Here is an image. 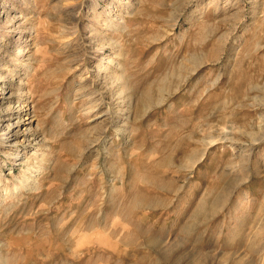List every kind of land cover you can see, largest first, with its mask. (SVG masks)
Segmentation results:
<instances>
[{
	"label": "rangeland",
	"instance_id": "obj_1",
	"mask_svg": "<svg viewBox=\"0 0 264 264\" xmlns=\"http://www.w3.org/2000/svg\"><path fill=\"white\" fill-rule=\"evenodd\" d=\"M8 123L0 264H264V0H0Z\"/></svg>",
	"mask_w": 264,
	"mask_h": 264
},
{
	"label": "bare ground",
	"instance_id": "obj_2",
	"mask_svg": "<svg viewBox=\"0 0 264 264\" xmlns=\"http://www.w3.org/2000/svg\"><path fill=\"white\" fill-rule=\"evenodd\" d=\"M96 50H101V47H99V48L96 49ZM102 67H103V66H102L101 63L98 64V65L96 66V68H97V70H98V73H99V71L101 70ZM98 73H96V78H97V76H98ZM96 78H95V80H96ZM116 103H117V101H116ZM116 103H115V104H116ZM115 106H116V105H115ZM20 108H22V106H21ZM19 121H21V122H30L31 120H30V115H29V113H25L24 115L19 116ZM12 124H13V123H8L7 126H6V129H4V128L1 129V130L3 131V133L0 134V137H1V141H0V142H1V143H5V139H3V138H4L3 135L6 134V133H8V132H10V131L12 130V128H11ZM16 124L19 125V122H16ZM2 131H1V132H2ZM4 131H5V132H4ZM19 178H20V177H19ZM26 179H27V176H26V174H24V175L22 176L20 182H25Z\"/></svg>",
	"mask_w": 264,
	"mask_h": 264
}]
</instances>
